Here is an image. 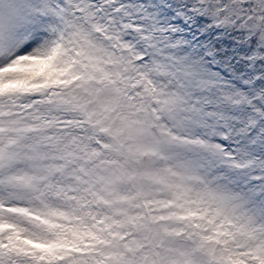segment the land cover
<instances>
[{
    "label": "snow or ice",
    "instance_id": "snow-or-ice-1",
    "mask_svg": "<svg viewBox=\"0 0 264 264\" xmlns=\"http://www.w3.org/2000/svg\"><path fill=\"white\" fill-rule=\"evenodd\" d=\"M0 264H264V0H0Z\"/></svg>",
    "mask_w": 264,
    "mask_h": 264
}]
</instances>
